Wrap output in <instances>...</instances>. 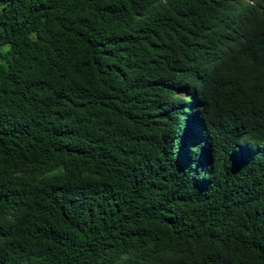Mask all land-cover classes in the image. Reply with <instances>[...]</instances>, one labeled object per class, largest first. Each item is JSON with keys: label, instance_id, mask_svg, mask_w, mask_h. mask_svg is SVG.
Here are the masks:
<instances>
[{"label": "trees", "instance_id": "1", "mask_svg": "<svg viewBox=\"0 0 264 264\" xmlns=\"http://www.w3.org/2000/svg\"><path fill=\"white\" fill-rule=\"evenodd\" d=\"M0 264H264V0H0Z\"/></svg>", "mask_w": 264, "mask_h": 264}]
</instances>
